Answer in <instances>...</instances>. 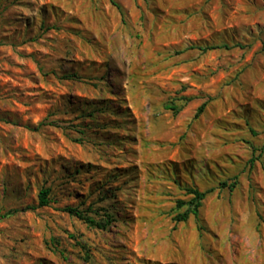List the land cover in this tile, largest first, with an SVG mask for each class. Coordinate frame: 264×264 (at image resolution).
<instances>
[{
    "label": "rangeland",
    "instance_id": "obj_1",
    "mask_svg": "<svg viewBox=\"0 0 264 264\" xmlns=\"http://www.w3.org/2000/svg\"><path fill=\"white\" fill-rule=\"evenodd\" d=\"M9 211L0 264H264V0H0Z\"/></svg>",
    "mask_w": 264,
    "mask_h": 264
},
{
    "label": "trees",
    "instance_id": "obj_2",
    "mask_svg": "<svg viewBox=\"0 0 264 264\" xmlns=\"http://www.w3.org/2000/svg\"><path fill=\"white\" fill-rule=\"evenodd\" d=\"M115 5V4H114ZM238 46V45H237ZM239 47V46H238ZM216 48H225L229 49V47L225 45L221 46H216V47H205V48H198L202 52H206L209 50H213ZM75 77V76H74ZM205 105L202 104L198 109L195 114V117H198L204 110ZM167 109L173 111L174 113H178L180 111V108H177L176 106H167ZM222 188L228 187L229 189H233L234 186L236 185V182H233L231 184H227L225 182L220 184ZM186 194L190 196V199L187 202H183L178 200L177 203V209H181L182 207L186 206V210L182 213H178L177 216L174 218L176 222H185L187 221L189 215H192L193 217L197 218L199 215V209L202 206V202L206 198V195L210 191H204L201 192L197 190L196 188H187ZM48 195H49V190L48 189H41L40 192L38 193V207H44L49 205V200H48ZM63 211L67 212L68 214L75 216L83 221H85L87 224L90 225H96L98 227H104V225L96 224L92 219L85 218L82 213L75 209V208H65ZM16 211H9L6 212L5 214H0V219H4L7 216L12 215ZM108 217V216H106Z\"/></svg>",
    "mask_w": 264,
    "mask_h": 264
}]
</instances>
